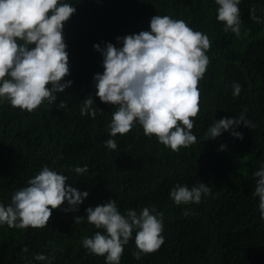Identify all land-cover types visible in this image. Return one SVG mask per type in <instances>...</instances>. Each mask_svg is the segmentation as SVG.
Instances as JSON below:
<instances>
[{
  "label": "trees",
  "instance_id": "16d2710c",
  "mask_svg": "<svg viewBox=\"0 0 264 264\" xmlns=\"http://www.w3.org/2000/svg\"><path fill=\"white\" fill-rule=\"evenodd\" d=\"M78 5L63 34L72 49V86L32 112L0 103V202L11 203L14 191L47 165L65 170L72 182L86 186L89 202L106 196L117 201L121 213L144 204L163 211L169 249L137 263L126 258L123 264H264V222L248 192L251 173L264 159V22L250 18L264 17V0H241L239 36L214 18L210 0H78ZM157 12L186 17L211 41L200 96L204 110L191 130L197 140L173 151L140 129L123 138L111 137L117 148L108 149L104 141L110 138L108 124L115 106L101 102L94 88L92 96L102 113L94 118L80 114L102 61L93 44L110 41L119 46L116 36L146 30V17ZM238 79L242 94L234 96L231 85ZM61 100L66 108H57ZM245 109L255 126L246 127L242 139L227 133L205 139L214 119L234 118ZM221 144L226 148L221 150ZM96 147L101 157L92 156ZM119 152L123 171L112 161ZM130 164L134 171H127ZM77 165H87V171L76 173ZM151 165L156 171H148ZM166 170H174L176 177L166 179ZM178 181L189 182V187L207 181L211 187L209 195L191 203L187 215L167 196L169 186ZM67 207L64 202L53 209L56 216L44 227L4 225L0 264L36 261L38 253L49 257L50 264H101L81 248L87 228L75 217L85 208L64 211Z\"/></svg>",
  "mask_w": 264,
  "mask_h": 264
},
{
  "label": "clouds",
  "instance_id": "9594fccd",
  "mask_svg": "<svg viewBox=\"0 0 264 264\" xmlns=\"http://www.w3.org/2000/svg\"><path fill=\"white\" fill-rule=\"evenodd\" d=\"M210 2L214 18L223 22L224 30L239 36L241 0ZM78 8V0H0V103L6 101L32 112L44 100L55 101L57 93L72 86V49L63 34L67 20ZM250 18L264 22L261 16ZM144 25L146 30L116 36L119 46L110 41L103 46L93 44L102 61L94 71L90 92L83 97L80 114L94 118L102 113L92 96L96 88L101 102L115 106L108 124L110 138L104 141L108 149L117 148L111 137L120 134L123 138L139 124L136 128L143 129L146 136L154 135L158 142L179 151L197 140L191 130L194 118L204 110L200 96L211 41L202 28L176 14L151 13ZM231 87L234 96L242 94L239 79ZM66 107L63 100L57 105L59 109ZM254 126L245 109L234 118L214 119L205 139L221 133L242 139L245 128ZM225 148L220 145L221 150ZM74 171L85 173L87 165H77ZM188 185L185 181L173 183L167 195L185 215L191 203H199L211 192L207 181ZM248 192L264 222V159L251 173ZM90 196L89 189L72 182L68 172L44 165L25 186L14 191L11 203L0 202V229L4 225H49L56 216L52 210L65 202L68 207L64 211L85 208L75 217L87 228L80 239L81 248L101 264H123L126 258L137 263L169 249V226L161 209L144 204L121 213L117 201L106 196L80 205ZM34 259L19 264L51 263L44 253Z\"/></svg>",
  "mask_w": 264,
  "mask_h": 264
},
{
  "label": "rangeland",
  "instance_id": "374dc122",
  "mask_svg": "<svg viewBox=\"0 0 264 264\" xmlns=\"http://www.w3.org/2000/svg\"><path fill=\"white\" fill-rule=\"evenodd\" d=\"M133 129H134L136 132H138V131L140 130V129H137L136 127H134ZM114 150H116V149H114ZM92 156H93L94 158H95L96 156H97V157H101V156H102V155L99 153V151H98V147H96V148L93 150ZM112 161H113V163L117 166L118 171H123V170L120 168L121 164L123 163V156H122V154H121L120 152L118 153V157H117V159H116V160H112ZM158 164H160V163L158 162ZM100 167H102V171H103L104 174H105V171H106L105 166H104V165H101ZM134 169H135V165L130 164V166H129V168L127 169V171H134ZM148 171H151V172L156 171L155 166H153V165L149 166ZM166 171H167V173H166V179L176 177L175 173L172 172V171H174V170H166ZM88 203H89V199H85V200H83V202H82L80 205H86V204H88Z\"/></svg>",
  "mask_w": 264,
  "mask_h": 264
}]
</instances>
